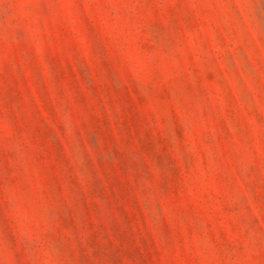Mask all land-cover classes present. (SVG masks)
Instances as JSON below:
<instances>
[{
    "label": "rangeland",
    "instance_id": "obj_1",
    "mask_svg": "<svg viewBox=\"0 0 264 264\" xmlns=\"http://www.w3.org/2000/svg\"><path fill=\"white\" fill-rule=\"evenodd\" d=\"M0 264H264V0H0Z\"/></svg>",
    "mask_w": 264,
    "mask_h": 264
}]
</instances>
